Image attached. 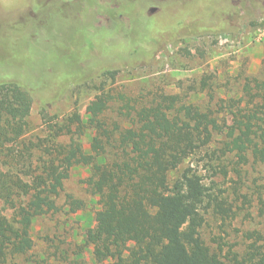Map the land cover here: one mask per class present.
<instances>
[{"label":"rangeland","instance_id":"obj_1","mask_svg":"<svg viewBox=\"0 0 264 264\" xmlns=\"http://www.w3.org/2000/svg\"><path fill=\"white\" fill-rule=\"evenodd\" d=\"M111 1L0 0V78L21 81L35 77L39 73L36 65L52 67L49 62L56 65L58 80L63 78L62 93L57 98L48 94L51 89L46 81L39 84L28 116V134H47L51 124L63 123L75 112L86 120L89 103L105 92L115 96L104 118L110 128L119 127L117 138L134 126L137 109L159 101L163 95L177 96L178 110L192 106L211 111L223 130H215L212 141L171 171L170 179L173 183L190 169L202 177L210 193L229 202L233 210L230 217L213 209L205 213L201 235L225 260L229 251L243 253L252 242L250 232L264 234V215L259 212L264 163L250 156L248 163L238 164V158L223 148L229 140L228 126L233 124V104L238 106L243 100L242 106H246V84L254 87L255 79H264V38L256 37L264 26V0L132 2L128 11L132 21L150 19L155 35L162 37L152 55H145L152 50L150 41L129 44L132 26L108 5ZM151 6L161 9L149 17ZM102 16L119 20L121 31L114 34L106 26L115 23L109 21L108 25ZM168 16L173 18L168 20L171 24L164 21ZM101 20L104 25L95 27ZM83 40L88 46L90 41L96 44L93 54L101 62H113L112 72L90 73L92 58L87 45L73 50L78 45L75 43ZM80 66L91 76L77 84L67 83L71 70H80ZM46 71L50 73L52 68ZM58 84L56 80L54 85ZM70 135L62 139L68 140ZM94 135L89 130L82 138L87 151ZM118 154L119 149L108 147L105 157L113 161ZM91 176L90 166H73L65 191L57 198L59 211L34 220V247L26 254L9 255L3 264H109L110 260L97 261L94 246L86 241L87 231L96 225V212L102 207L100 196L89 184ZM66 193L83 200V208L72 209ZM0 210L9 220L14 218L13 208L2 200Z\"/></svg>","mask_w":264,"mask_h":264},{"label":"trees","instance_id":"obj_2","mask_svg":"<svg viewBox=\"0 0 264 264\" xmlns=\"http://www.w3.org/2000/svg\"><path fill=\"white\" fill-rule=\"evenodd\" d=\"M172 19L168 16L163 20L171 24L168 20ZM149 20L133 21V34L128 40L130 45L136 40L150 41L152 50L145 55H152L162 40L159 34L155 35ZM122 40L126 42L125 38ZM75 44L78 45L73 50L87 45L88 56L92 58L90 67H99L91 68L90 73L112 72L113 62H101L93 54L95 43L90 41L88 46L83 40ZM49 63L53 66L36 65L39 73L35 77L27 76L21 81L0 78V200L14 210L12 220L0 210V264L9 255L26 254L34 247L31 234L34 220L59 211L57 198L65 191L72 167L80 164L91 167L89 184L102 202L96 212V225L86 235L87 243L94 246L97 261L264 264L262 233L250 232L252 242L246 251H229L227 260L206 244L201 235L205 213L213 209L230 217L233 210L227 200L209 192L198 173L186 169L171 183V171L208 145L215 130H223L211 111L192 106L178 110L177 96L163 95L159 101L137 109L134 126L120 132L117 138L119 127L110 128L104 118L115 96L105 92L89 103L86 120L75 112L65 122L51 124L47 134L29 135L28 116L39 84L46 81L51 89L48 94L53 98L62 93L63 78L61 82L58 80L56 65ZM48 68L52 72L48 73ZM80 68L69 69L67 83L77 84L91 76L86 68ZM56 80L58 86L54 85ZM254 81V87L250 82L245 86L246 106H242L243 100L238 106L233 104L236 107L232 112L233 124L228 126L229 140L223 148L225 153L238 158V164L248 163L250 156L264 163V79ZM89 130L95 135L87 151L82 138ZM69 134L68 140L62 139ZM108 147L121 152L113 161L105 157ZM262 188L259 212L264 215V184ZM66 198L72 209L83 208V200L71 193H66Z\"/></svg>","mask_w":264,"mask_h":264},{"label":"flooded vegetation","instance_id":"obj_3","mask_svg":"<svg viewBox=\"0 0 264 264\" xmlns=\"http://www.w3.org/2000/svg\"><path fill=\"white\" fill-rule=\"evenodd\" d=\"M135 3L137 2V0H112L111 2H108V5H110V7L114 10H117V13L119 15V17L121 18H126V20L129 21V26L131 27L133 24L132 23H135L132 21V18L129 17V14H128V11H129V7L131 5V3ZM152 7H155L156 9L154 10H151ZM160 7L158 6H151L149 7L148 9V16L151 17V16H154L156 14H158V12L160 11ZM121 11L122 13L119 14V12ZM116 12V11H115ZM127 12V13H126ZM103 17V16H102ZM107 22L111 21L112 23L114 22L115 24H113L112 26H106L107 28L109 29H112L113 32H115L114 34H118V32L121 31V27H120V23H119V20L116 21V19H114V17H110V16H105L103 17ZM97 23H95V27H101L103 26V22L102 20L100 22H98V25H96ZM108 25H110V22L108 23ZM105 27V26H104Z\"/></svg>","mask_w":264,"mask_h":264},{"label":"built area","instance_id":"obj_4","mask_svg":"<svg viewBox=\"0 0 264 264\" xmlns=\"http://www.w3.org/2000/svg\"><path fill=\"white\" fill-rule=\"evenodd\" d=\"M256 37H257L258 40H261V39L264 38V26L259 28Z\"/></svg>","mask_w":264,"mask_h":264},{"label":"water","instance_id":"obj_5","mask_svg":"<svg viewBox=\"0 0 264 264\" xmlns=\"http://www.w3.org/2000/svg\"><path fill=\"white\" fill-rule=\"evenodd\" d=\"M153 9L155 10L156 8L155 7H152L151 10H153Z\"/></svg>","mask_w":264,"mask_h":264}]
</instances>
